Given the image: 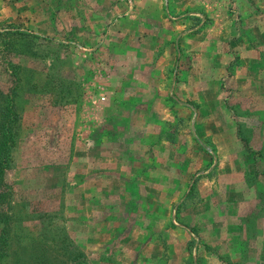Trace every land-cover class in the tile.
<instances>
[{
    "label": "rangeland",
    "instance_id": "374dc122",
    "mask_svg": "<svg viewBox=\"0 0 264 264\" xmlns=\"http://www.w3.org/2000/svg\"><path fill=\"white\" fill-rule=\"evenodd\" d=\"M149 2L0 0V264H264V0Z\"/></svg>",
    "mask_w": 264,
    "mask_h": 264
},
{
    "label": "trees",
    "instance_id": "16d2710c",
    "mask_svg": "<svg viewBox=\"0 0 264 264\" xmlns=\"http://www.w3.org/2000/svg\"><path fill=\"white\" fill-rule=\"evenodd\" d=\"M8 41L4 44L5 55L9 56L10 52L7 53ZM12 44V43H11ZM5 62V59H4ZM10 64V63H9ZM14 73L16 66H14ZM12 87L8 93H4L0 90V198L3 196V192H7L5 188L4 174L8 167L9 155L15 140V125L19 121V114L16 110L15 98L17 95V79L11 76ZM1 202V201H0ZM4 237V239H2ZM7 240L6 234L0 232V243ZM2 258V251L0 252V259ZM85 260L81 264H85Z\"/></svg>",
    "mask_w": 264,
    "mask_h": 264
},
{
    "label": "crops",
    "instance_id": "0c3cea01",
    "mask_svg": "<svg viewBox=\"0 0 264 264\" xmlns=\"http://www.w3.org/2000/svg\"><path fill=\"white\" fill-rule=\"evenodd\" d=\"M150 6L152 7V9H150ZM144 8H148L147 10V14H146V16L144 17V21H148V17L147 16H150V14L149 13H151V14H153V13H155V16H154V18L157 20V18H156V16L158 17V21L160 20V17L161 16H163V13H161L160 11L162 10V5L161 4H159V5H150V2H149V0H148V7H145L144 6ZM149 12V13H148ZM153 12V13H152ZM158 14V15H157ZM161 22H163V23H165L164 22V20L162 19V20H160ZM182 24H181V22H176V23H174V30L175 31H178L179 29H181L180 28V26H181ZM101 26H103V24H101V23H98V24H96V27H101ZM112 29H118V25L117 24H114V25H112ZM156 38V37H155ZM200 37L198 36V35H192V36H189V35H181V34H179L176 38H175V40L173 41V42H171V45L172 46H167V50L168 51H166L165 53H167L168 54V58L166 59V60H170L171 59V57H172V55L174 56V54L177 52L178 53V48L177 47H179V46H182L183 45V43H184V41L185 40H188L189 42L191 41V40H198ZM118 39H121V38H118ZM136 40V39H135ZM206 40H207V37H206ZM174 51H175V53H174ZM139 52H134V50L131 52L130 51V54H129V57L131 58L132 57V55H134L135 56V58H137V57H139V58H141V56H139V54H138ZM178 55H179V53H178ZM179 57V56H178ZM175 62H176V60H175ZM167 66V65H166ZM133 70H135V69H129L128 70V75H131V76H133V79H134V72H133ZM177 71H179L178 69H177ZM132 79V80H133ZM179 105L181 106V105H183V104H181V103H179ZM195 114V113H194ZM129 151V150H128ZM130 152V151H129ZM119 156V155H118ZM123 164H125V163H123Z\"/></svg>",
    "mask_w": 264,
    "mask_h": 264
}]
</instances>
